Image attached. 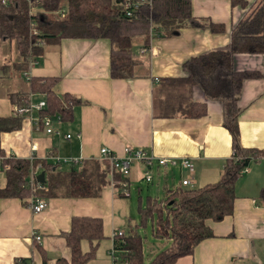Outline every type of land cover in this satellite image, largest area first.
Instances as JSON below:
<instances>
[{
	"label": "crops",
	"instance_id": "obj_1",
	"mask_svg": "<svg viewBox=\"0 0 264 264\" xmlns=\"http://www.w3.org/2000/svg\"><path fill=\"white\" fill-rule=\"evenodd\" d=\"M191 4L194 16L223 23L225 30L214 33L208 28L182 27L168 37L153 34L144 54L137 40L135 52L149 58L148 76L111 78L106 38H62L44 44L42 54L25 66L14 41L0 43V116L15 115L16 104L8 96L27 91L33 77L57 78L53 86L57 95L71 94L82 101L73 106L69 120L55 124L60 135L47 134L30 118L37 117L38 111L22 116L20 129L1 134L6 155H34L37 167L49 161L51 154L100 161L102 146L117 155L123 154L125 146H132L157 157L190 160L191 170L171 167L178 170L179 178L165 188L175 187L183 179L191 180L195 188L217 181L233 152L231 134L222 125V104L207 100L198 87H192L190 98L206 103V115L186 117L174 97L170 107L175 105L178 113L166 117L155 113L161 100L154 95L160 78L186 75L182 68L186 59L228 44L231 26L244 16L245 9L232 7L230 0H191ZM233 65L259 74L244 80L237 105L240 144L261 156L252 159L248 171L237 179L232 214L219 221L208 220L213 236L200 241L192 254L178 258L175 264H264V54H236ZM41 100L45 97L39 92L27 94V102ZM155 168L165 174L170 166ZM40 172L41 167L37 169ZM141 172L142 166L134 164L131 182L138 180ZM5 180L4 169H0V187ZM137 191L141 196L140 188ZM130 196L118 194L108 181L94 197H42L47 206L40 212H33L18 198H0V264H43L44 257L45 264H55L58 258L69 260L70 249L62 233L70 230L75 216L101 219L104 237L96 256L86 264H109L105 252L112 245V233L123 229L125 218L131 216ZM165 241L159 245L167 247L169 240Z\"/></svg>",
	"mask_w": 264,
	"mask_h": 264
},
{
	"label": "trees",
	"instance_id": "obj_2",
	"mask_svg": "<svg viewBox=\"0 0 264 264\" xmlns=\"http://www.w3.org/2000/svg\"><path fill=\"white\" fill-rule=\"evenodd\" d=\"M125 2L139 3L130 16L123 8ZM33 4L32 13L25 0L0 2V43L14 41L22 65L44 51L43 45L35 44L38 40L47 44L62 38H106L110 42L109 74L113 79L149 75V58H141L135 52L137 40L141 49H149L153 34L168 37L182 27L208 28L214 33L225 30L223 23L194 16L191 0H33ZM230 4L245 9V14L231 26L229 43L186 59L182 64L186 75L160 78L158 93L154 96L161 100L160 110L155 113L166 117L178 113L175 105L170 107V101L176 98L180 113L186 117L206 115V103L191 100L192 87H198L207 100L220 102L222 125L232 138V155L225 160L215 182L196 188L179 183L166 187L163 198L147 196L142 200L139 195L137 209L142 223L150 221L153 235L169 240V245L145 262L143 238L136 228L128 226V231L114 241L119 264H175L178 258L192 254L200 241L213 236L208 220L219 221L232 214L236 181L250 161L261 156L259 151L240 144L237 105L244 80L259 74L237 70L233 57L240 53L264 54V0H230ZM61 9L65 11L63 17L59 15ZM33 28L37 29L36 34ZM56 82L57 78L33 77L29 79L27 91L10 93L8 98L11 103L24 106L29 92H39L46 103L40 116L59 114L62 121L69 120L73 106L82 101L71 94L57 95L53 90ZM21 125L22 116H0V169H4L6 179L0 187V198H18L29 205L34 194L45 198L94 197L108 184L109 167L105 161L88 159L67 165L42 161L44 189L34 191L30 174L37 160L6 155L1 146V134L18 130ZM261 192L264 197V187ZM62 234L71 255L69 260L58 258L55 264H86L96 256L104 237L101 219L84 216L73 217L70 230ZM85 241L88 249L82 250ZM40 251L43 254V249Z\"/></svg>",
	"mask_w": 264,
	"mask_h": 264
},
{
	"label": "built area",
	"instance_id": "obj_3",
	"mask_svg": "<svg viewBox=\"0 0 264 264\" xmlns=\"http://www.w3.org/2000/svg\"><path fill=\"white\" fill-rule=\"evenodd\" d=\"M9 0H0L1 3L6 4ZM29 5V12L35 11V6L33 4V0H25ZM138 2H125L123 4V8L126 11L128 16L131 15V10L138 6ZM64 10H59L60 17L64 16ZM36 34L38 31L36 28H33L32 31ZM36 45L42 46L44 45L43 40H38ZM142 52L145 51L143 48ZM46 107L45 100H41L37 103L28 101L24 106H17L14 109L15 115L18 116H31L33 111H38L39 113ZM34 122L41 126L42 129L47 134H57L60 135L61 132L55 124H60L62 122V118L59 114L50 115H38L37 117H30ZM80 134H77L79 137ZM66 138H70V134L65 135ZM35 148V146H33ZM28 159L35 160L34 155H31ZM99 159L102 161L107 162L109 167V182L110 186L121 196L129 197L131 195V170L134 164H140L142 166L141 176L146 182H152L153 180V173L154 168L156 167H185L188 169H192V164L188 158H164V157H157L153 154L147 152L144 148L140 147H132V146H125L123 148V154L117 155L113 150L106 146H102L99 150ZM48 160L56 165L62 164H80L82 160L71 158V157H64L59 155L51 154L48 156ZM41 166L37 165L34 166L33 170L30 174V182L32 185L33 190L44 189L42 183L38 182L36 176L38 175L37 169ZM248 171V166L245 167L242 172L245 173ZM181 184L184 186H192V182L189 179H183ZM193 188V186H192ZM47 206L46 201L37 195H33L30 198L29 207L33 212H40L44 210ZM124 232L121 230H116L112 233V247L110 249V255L112 257V264H119L118 257H117V250L115 248L114 241L116 238L123 236ZM35 239L38 241L40 240V236L36 235ZM125 263V262H124ZM122 263V264H124Z\"/></svg>",
	"mask_w": 264,
	"mask_h": 264
},
{
	"label": "rangeland",
	"instance_id": "obj_4",
	"mask_svg": "<svg viewBox=\"0 0 264 264\" xmlns=\"http://www.w3.org/2000/svg\"><path fill=\"white\" fill-rule=\"evenodd\" d=\"M136 48H137V42L134 49ZM165 172H166L165 174L161 173L160 171L157 172V168H155L152 182H146L142 178L141 174L138 180L131 182V196L129 198L132 204L131 216L125 218L124 223L121 226L124 230L120 229L125 233L128 231L129 227L137 229V232L143 238V254H144L145 262L146 261L148 262L155 255V251L158 250L159 247L161 246L159 245V242H162V244L164 245V243H166L165 241L166 239L157 238L153 235L152 224L150 221H147L145 225L144 223H142L141 216L137 209L138 195H139L137 188H140L142 200H145L147 196L163 198L165 196V186L172 185V183L177 182L179 178V173L176 168H171V167L167 168L165 169ZM187 187L192 188V186L190 185ZM86 244H87L86 242L83 243L82 250H86ZM111 247L112 245L110 246V249ZM161 247L165 248V246H161ZM110 249H108L105 252V254L107 260H109V264H112ZM91 264H106V263L94 262Z\"/></svg>",
	"mask_w": 264,
	"mask_h": 264
},
{
	"label": "water",
	"instance_id": "obj_5",
	"mask_svg": "<svg viewBox=\"0 0 264 264\" xmlns=\"http://www.w3.org/2000/svg\"><path fill=\"white\" fill-rule=\"evenodd\" d=\"M36 179L38 182L40 183H44L45 182V172L41 171L37 176Z\"/></svg>",
	"mask_w": 264,
	"mask_h": 264
}]
</instances>
